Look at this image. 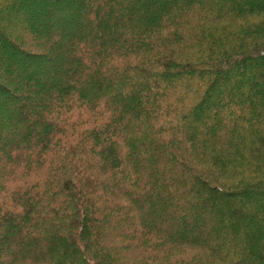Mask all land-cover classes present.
Instances as JSON below:
<instances>
[{
  "label": "trees",
  "instance_id": "1",
  "mask_svg": "<svg viewBox=\"0 0 264 264\" xmlns=\"http://www.w3.org/2000/svg\"><path fill=\"white\" fill-rule=\"evenodd\" d=\"M0 264H264V0H0Z\"/></svg>",
  "mask_w": 264,
  "mask_h": 264
},
{
  "label": "rangeland",
  "instance_id": "2",
  "mask_svg": "<svg viewBox=\"0 0 264 264\" xmlns=\"http://www.w3.org/2000/svg\"><path fill=\"white\" fill-rule=\"evenodd\" d=\"M15 37V36H14ZM35 49H37L35 46H33Z\"/></svg>",
  "mask_w": 264,
  "mask_h": 264
}]
</instances>
